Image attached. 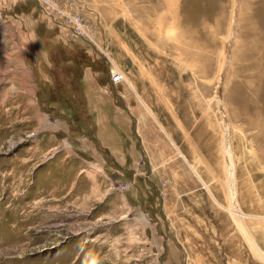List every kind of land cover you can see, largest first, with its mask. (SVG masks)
I'll list each match as a JSON object with an SVG mask.
<instances>
[{
  "label": "rangeland",
  "instance_id": "1",
  "mask_svg": "<svg viewBox=\"0 0 264 264\" xmlns=\"http://www.w3.org/2000/svg\"><path fill=\"white\" fill-rule=\"evenodd\" d=\"M39 2L55 21L35 0H0V158L12 156L17 151L15 143H24L31 135L27 127L19 129L12 124L14 109L25 103L17 99L18 91H34L25 84V78L38 90L44 109L71 108V114L52 118L67 116L79 131L91 126V115L84 106L123 104L130 113L124 112L126 136L132 137V156H123L115 164L127 168L129 177L122 184H133L128 191L134 194L137 210L140 208L136 246L153 247L155 260L169 246L172 251L181 250L182 264H200L202 260V264H239L238 257L226 253L225 246L227 241L239 247L244 240L237 227L264 241V77L251 93L252 89H244L245 73H238L248 64L241 59L250 51L247 44L252 28L247 20H256L264 36V0H175L173 16L169 15V2L164 4L163 0ZM158 19L161 24L184 23L198 30L210 60L203 76L187 75L176 68L175 87L166 86L162 100L155 96L148 80V91L142 88L144 83L136 86L141 65L136 61L135 47L137 51L139 47L124 37L127 26L155 25ZM24 31H38L40 41L33 43L35 48L28 55L14 43V32ZM167 32L162 37L174 35ZM262 43L258 52L264 58ZM32 66L37 67L36 74L31 72ZM133 68L134 75L130 72ZM120 72L124 73L121 80ZM86 75L90 79L87 82ZM130 83L140 87V94ZM152 83L155 90L158 80ZM88 88L97 93L89 91L91 96L87 97ZM131 122L135 126L132 132ZM162 124L173 137L164 132ZM227 166L235 171L243 204L240 210L247 216L231 211ZM11 230L16 232L14 226ZM109 232L104 249L114 245L112 226ZM130 243L135 246L133 239ZM125 244L123 241L121 248ZM261 247L264 250V242ZM3 249L0 246V252ZM114 249V262L127 264L130 256H118L119 249ZM18 253L14 251V258L19 259ZM146 257V253L139 255L140 260ZM2 258L1 254L0 261Z\"/></svg>",
  "mask_w": 264,
  "mask_h": 264
},
{
  "label": "crops",
  "instance_id": "2",
  "mask_svg": "<svg viewBox=\"0 0 264 264\" xmlns=\"http://www.w3.org/2000/svg\"><path fill=\"white\" fill-rule=\"evenodd\" d=\"M37 32H14V43L24 55L35 48L33 43H40ZM32 67L31 72L36 74L37 67ZM85 79L90 80L87 75ZM25 84H30L34 91L28 88L18 91L17 99L25 103L14 109L12 124L19 129L27 127V133L35 136L24 143H15L12 147L17 151L0 158V184H3L0 246L4 247L0 264H108V261L116 264L114 247L119 249L118 256H130L127 264H182L181 250L172 251L167 246L166 253L155 260L153 247L136 246L135 224L141 215L140 208L137 210L133 193L119 192L118 184L129 174L124 165L115 164L123 156H132V137L126 136L128 125L124 114L130 115L129 109L120 103L88 104L83 108L91 115V126L79 131L72 127L75 123L67 116L52 118L71 114V108L44 109L32 82L25 78ZM36 84L39 86L40 82L37 80ZM88 89L85 90L87 97L91 96L90 92L97 93L94 88ZM109 109L110 113L106 114ZM134 128L129 123L130 132ZM10 224L16 232L10 231ZM111 226L116 234L114 245L106 247L108 252L104 247L110 238H105L110 235ZM132 239L135 246L130 243ZM123 241L125 248H121ZM225 246L226 253L238 257L239 264L263 263L257 257L256 261L255 252L245 238L239 247L227 241ZM32 249L36 251L29 252ZM15 250L19 252V259L14 258ZM144 253L147 254L145 261L139 258Z\"/></svg>",
  "mask_w": 264,
  "mask_h": 264
},
{
  "label": "bare ground",
  "instance_id": "3",
  "mask_svg": "<svg viewBox=\"0 0 264 264\" xmlns=\"http://www.w3.org/2000/svg\"><path fill=\"white\" fill-rule=\"evenodd\" d=\"M163 1L164 4L169 2V6H170L169 15L173 16L174 14L173 3L175 0H163ZM151 12L153 14H156L155 11H151ZM151 12H144V14L148 15L149 13L151 14ZM172 19H174V17ZM247 22L248 24L251 23L250 27L252 28L251 29L252 31L249 34V36H252V38L251 37L249 38L248 36L249 40L247 44V48L250 51L246 57L243 55L244 58L242 57L241 59L243 61H247L248 64L247 66H245L246 68H242L241 70H238V73L239 72H242V74L243 72L245 73L244 89L246 91L252 89L250 90L252 93L255 92L254 90L257 89L258 83L261 80H263L264 77L262 70V64L264 63L263 62L264 58L262 57L261 54H259L260 51L258 52V50L261 49L263 46L262 42L264 41V36L261 33L260 31L261 29L259 28L258 22H256V20L253 21L249 19L247 20ZM127 27L128 30L127 31L124 30L125 39L130 40L133 43L136 42L135 45L139 47L138 51H137V47H135L136 58H137L136 61H138L139 64L141 65V72L139 76L140 79L135 77L139 79L138 80L139 83H137L136 86L137 85L140 86L142 85V83H144V85H142V88H144L145 91H148V86L146 85V80H148L150 82L149 87L153 89V92L155 96L158 97V99L160 98H161L160 100L163 99L164 97L163 94L166 86H169L171 89L175 87V78L177 77L176 75H178L176 68L181 73H186L187 75L195 74L197 76L198 75L203 76L207 74L208 68L210 67V60L208 59V56L205 55L207 49L206 44L202 42V38H200V36H197V33H199L198 30L197 31L192 30L190 29L189 26L185 25L184 23L161 24L159 19L156 21L155 25H139V26H127ZM152 29L154 30L153 33L151 32ZM157 31L158 33H156ZM166 32L167 33L173 32L174 35L171 37L170 36L171 34H169V36L167 34L166 36L163 35L164 37H162V34H166ZM255 38L259 39V41L258 40L254 41ZM150 40H153L154 42L153 41L150 42ZM256 42H260V44ZM174 43H177L178 45H174ZM195 49L197 51H195ZM247 51L248 50H246V52ZM144 65L146 66L147 69H145ZM134 70L135 68H133V70L130 71L133 75H134ZM247 72L250 73L248 74ZM123 75L124 73L120 72V76L118 75L117 76L121 80L123 78ZM182 76L186 77L185 75ZM125 78H127V75H125ZM154 80H158V85L157 84L155 85L157 90L156 88L154 90V86L152 83ZM130 84L133 90L135 92L137 91V93L140 94L137 90L140 87L138 88L135 86V84L132 83ZM162 128L164 132L166 131L167 134L170 135V137H173L168 128L164 127V125H162ZM229 140H230L229 136H227L225 138V147H226L225 150L227 151V154L225 153L226 155L230 153ZM227 168H228L227 171L229 173V178H228L229 187L227 189L229 191V196H230L229 198L231 199V207H232L231 211L235 212L239 216L240 215L247 216V214L242 213V211L240 210V206H242L243 204L240 200L241 190L238 189V187L236 188L237 183H236L235 171L233 169H231L232 171L229 170V166H227ZM239 228L243 232L244 238L248 243V245L251 248H253L256 257L264 261V254L262 253V248L259 245V243L261 242V237H257V235L255 234L248 233L245 229H243V227H239Z\"/></svg>",
  "mask_w": 264,
  "mask_h": 264
},
{
  "label": "built area",
  "instance_id": "4",
  "mask_svg": "<svg viewBox=\"0 0 264 264\" xmlns=\"http://www.w3.org/2000/svg\"><path fill=\"white\" fill-rule=\"evenodd\" d=\"M35 1H37V3L40 4V9L43 10L44 13L47 14V16L52 17L53 20L55 21L56 18H55L53 15H51V14L45 9V7H43V6L41 5V3L39 2V0H35ZM41 6H42V7H41ZM64 26L67 27V25H64ZM67 28H68V29H71V27H69V26H68ZM72 30L74 31L73 28H72ZM77 35H79V34H77ZM116 77H117V76H115V75H114V77H113V79H114L115 81H117V78H116ZM119 79H120V78H119ZM34 136H35V134L33 133V134L29 135L28 138L31 139V138H33ZM0 186L2 187L3 184H0ZM132 186H133L132 183L127 182V183H124V184L120 185L119 189H120V191H121L122 193H124V192L128 191Z\"/></svg>",
  "mask_w": 264,
  "mask_h": 264
}]
</instances>
